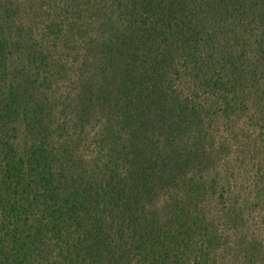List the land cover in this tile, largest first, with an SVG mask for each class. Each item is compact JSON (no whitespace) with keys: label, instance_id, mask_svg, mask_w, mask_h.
<instances>
[{"label":"trees","instance_id":"1","mask_svg":"<svg viewBox=\"0 0 264 264\" xmlns=\"http://www.w3.org/2000/svg\"><path fill=\"white\" fill-rule=\"evenodd\" d=\"M0 264H264V0H0Z\"/></svg>","mask_w":264,"mask_h":264}]
</instances>
